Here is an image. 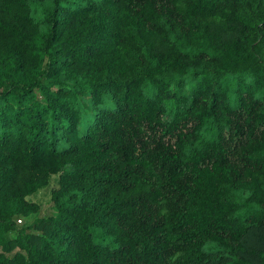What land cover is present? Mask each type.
<instances>
[{
    "label": "trees",
    "instance_id": "16d2710c",
    "mask_svg": "<svg viewBox=\"0 0 264 264\" xmlns=\"http://www.w3.org/2000/svg\"><path fill=\"white\" fill-rule=\"evenodd\" d=\"M0 264H264V0H0Z\"/></svg>",
    "mask_w": 264,
    "mask_h": 264
},
{
    "label": "rangeland",
    "instance_id": "374dc122",
    "mask_svg": "<svg viewBox=\"0 0 264 264\" xmlns=\"http://www.w3.org/2000/svg\"><path fill=\"white\" fill-rule=\"evenodd\" d=\"M58 180H59V176L53 175L51 177L48 185L41 188L34 195L28 197L29 201H33L35 203H38L41 206V211L39 213V216H48V215L53 214L54 205H53V201H52V194H53L54 190L59 186ZM37 217H38V215H34L30 219H22V221L18 220V224L19 225H25V223H29Z\"/></svg>",
    "mask_w": 264,
    "mask_h": 264
}]
</instances>
